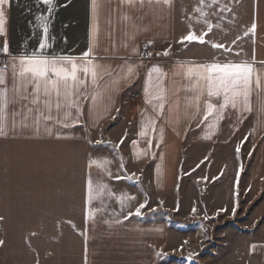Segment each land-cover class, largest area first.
<instances>
[{
  "label": "crops",
  "instance_id": "0c3cea01",
  "mask_svg": "<svg viewBox=\"0 0 264 264\" xmlns=\"http://www.w3.org/2000/svg\"><path fill=\"white\" fill-rule=\"evenodd\" d=\"M52 7L46 54L80 57L91 45L96 62L111 75L97 89L99 110L91 100H81L75 127L51 124L48 135L41 124L38 133L29 128L0 136V264H159L155 249L166 236L172 241L178 228L171 221L144 216L160 209L162 196L173 200L169 213L176 212L181 184L193 187V204L201 202L209 193V181L220 184L228 169L230 208L236 210L232 218L254 220L252 224L261 219L264 90L255 89V77L259 74L264 83V0H96L95 14L92 0H53ZM4 8L0 49L7 41L10 55L0 53V66L11 55L37 49L42 32L36 16L48 11L39 0H10ZM253 21L255 32L245 35ZM189 31L207 32L206 43H181ZM228 61L252 65V111L228 107L212 131V120L201 124L202 111L194 120L191 110L185 114L192 95L186 90L192 85L173 73L181 63ZM127 64L136 65V73L124 80ZM154 65L162 69L167 90L160 118L145 103V81ZM93 87L89 80L84 93L90 95ZM136 90L140 98L129 100ZM148 118L156 119L155 129L144 128L141 137L142 119ZM90 160L97 164L89 166ZM89 178L95 198L86 204ZM141 203V214L128 216ZM86 207L97 210L87 221ZM236 230L243 251L239 264H264V241L250 236L252 226ZM167 247L172 258L168 264H176L183 246Z\"/></svg>",
  "mask_w": 264,
  "mask_h": 264
},
{
  "label": "snow or ice",
  "instance_id": "6c2138e0",
  "mask_svg": "<svg viewBox=\"0 0 264 264\" xmlns=\"http://www.w3.org/2000/svg\"><path fill=\"white\" fill-rule=\"evenodd\" d=\"M122 2L132 3L133 0H122ZM143 2V0H141ZM170 0H163L168 4ZM39 3L48 6L46 14L36 16L40 21V29L42 35L37 49L32 53H23L19 55H11L10 60L0 66V136H6L8 133L15 132L17 129L33 128L37 133L40 131L41 124L48 135L52 134L51 124H57L62 128L75 127L79 123L82 115L81 100H91L93 104L99 108L101 104V94L98 93L100 84L103 82L105 74L103 65L96 62L93 57V48L81 54L80 57L70 55H53L46 54L49 47L48 20L53 13V0H39ZM93 14H95L96 0H92ZM10 5V0H0V34L5 32L6 11L4 6ZM211 28V25H209ZM256 23L253 21L249 33H254ZM208 33L202 32L197 35L193 31H189L181 37L180 42H199L206 43L205 37ZM151 41H149V44ZM235 43V41L233 42ZM212 47L231 51L224 44H213ZM0 53L9 56V45L5 41ZM167 51L164 55H167ZM151 56V53H147ZM159 55V54H158ZM162 69L158 65L152 66L145 81V103L152 106L156 117H162L167 100V90L162 87L161 81ZM136 73V65L127 64L123 72L124 80L131 79ZM174 76L181 75L192 86L187 89L192 95L187 98L185 104V114H189L191 110V118L194 120L202 111L201 124H205L209 120L213 123L209 125L210 130L215 131L217 128L216 121L223 119V111L231 107L233 109H241L251 112V94L253 92V68L248 62H208V63H181L176 66ZM90 80L93 92L86 95L83 91L84 86ZM116 81L114 83H118ZM255 89L264 90V83L261 82L259 74L255 77ZM202 97H204L202 101ZM202 101V102H201ZM215 101V102H214ZM264 109V105H262ZM55 111L56 115H53ZM119 109H117V112ZM156 119H142V130L140 136L146 135L143 130L146 127L155 129ZM200 127L201 125H197ZM161 140L163 138L164 129H159ZM252 133L245 136V140L249 139ZM57 138H61L57 134ZM204 138H209L207 135ZM124 142L121 138L120 144ZM99 143V142H98ZM151 143V141H149ZM119 147V144L117 145ZM237 155L240 152V145H237ZM137 155H139L137 153ZM97 164L96 160H90L89 166ZM199 166V165H198ZM121 167H123L121 165ZM240 170L237 171L239 176ZM132 179L133 177H125ZM115 179H121L116 176ZM93 181L89 178L87 181L86 204L92 202L94 196ZM145 207V203H141L135 212H129L128 216L140 215L141 209ZM95 209L86 207V221L95 213ZM196 211L195 207L192 210ZM235 212V208L233 209ZM208 217L206 216L205 219ZM3 219V217H0ZM127 219V217H125ZM3 244V241H0ZM253 248L256 246L253 245ZM191 259V256L189 257Z\"/></svg>",
  "mask_w": 264,
  "mask_h": 264
},
{
  "label": "rangeland",
  "instance_id": "374dc122",
  "mask_svg": "<svg viewBox=\"0 0 264 264\" xmlns=\"http://www.w3.org/2000/svg\"><path fill=\"white\" fill-rule=\"evenodd\" d=\"M226 173L227 175L220 184L215 180L209 181L207 184L209 193L202 198L201 202L193 204L196 196L193 187L190 184H181L177 189L176 212L169 213L168 206L170 204L173 206V200L170 201L169 198L162 196L159 200L160 209L150 210L144 216L150 219L171 221L178 228V233L174 235L175 238L172 241H170L172 236L170 238L166 236V240H163L160 247L155 249L156 263L171 262L172 258L167 246H183V250L177 252L176 264H239L243 251L239 247L241 241L236 230L238 228L247 229L248 226H252L250 236L264 241V216L255 220V224H252L254 220L232 218L233 210L230 208L233 201L230 179L232 172L228 169ZM258 193H262L260 188ZM253 195L254 193H251V196L248 195L246 199H252ZM194 207L195 212L192 211ZM252 208L253 205H251ZM248 214L249 212L245 216ZM206 216L207 219H205ZM188 246L193 249H188ZM190 256L191 259H189Z\"/></svg>",
  "mask_w": 264,
  "mask_h": 264
},
{
  "label": "built area",
  "instance_id": "2783aa9c",
  "mask_svg": "<svg viewBox=\"0 0 264 264\" xmlns=\"http://www.w3.org/2000/svg\"><path fill=\"white\" fill-rule=\"evenodd\" d=\"M139 98H140V91H138V90L131 92L129 95V100H131V101L138 100ZM104 141L105 140L102 138V142H104Z\"/></svg>",
  "mask_w": 264,
  "mask_h": 264
}]
</instances>
